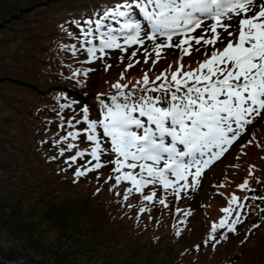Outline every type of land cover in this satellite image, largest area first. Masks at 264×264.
Instances as JSON below:
<instances>
[{
    "label": "snow or ice",
    "instance_id": "1",
    "mask_svg": "<svg viewBox=\"0 0 264 264\" xmlns=\"http://www.w3.org/2000/svg\"><path fill=\"white\" fill-rule=\"evenodd\" d=\"M137 12L142 19L134 18ZM237 17L236 24L225 23ZM109 21L111 23H106ZM84 23L87 27L81 28V32L84 42L92 44L86 49L91 61L102 59L97 52L106 54L107 49L126 52L133 45L144 48L147 41L153 44L154 63L159 61L165 48H179L182 61L184 55H191L193 41L205 49L208 45L213 47L210 54L205 50L204 55L208 58L198 61L197 69L181 75L185 67L181 62L171 74V82L162 74L156 79H163V82H153L154 86L150 87L145 73L142 83L137 81L135 91L128 89L125 92L127 85L114 84L117 93L110 97L111 104L101 101L102 118L90 120L89 109L84 107L83 120L77 121L87 126L83 134L92 143L87 155L96 161L92 167L77 170V177L104 167L101 156L112 153L116 157L110 161L115 165L116 185L124 181L131 185L126 190L125 201L133 190L143 194L148 185H160L165 192L171 189L177 197L187 189L195 191L204 172L221 159L248 126L264 113V0H125ZM113 23L118 27H113ZM76 26L80 27L79 23ZM218 28L223 32H218ZM229 28L234 30L229 31ZM198 29L202 31L193 35ZM223 33L235 39H228L227 44L218 49L215 45ZM68 35L76 38L71 32ZM175 37L180 39L174 42ZM93 40L99 41V47ZM71 48L75 55L76 45ZM136 51L131 53L132 57ZM144 54L147 63L150 55L147 49ZM121 60L123 62V58ZM132 67L134 65L129 63L128 68ZM88 71L92 69L83 75L86 76ZM80 74L76 71L73 76ZM61 107L71 108L72 105ZM68 123L75 127L71 121ZM61 127H64L63 123ZM80 135L79 131L68 132L62 140H76ZM74 147L75 144H68L69 150ZM60 155H64L63 149ZM85 155L84 151L78 152L69 161V166ZM137 168L138 172L135 171ZM239 188L254 191L247 181ZM155 198L156 191L143 195L145 201L152 202ZM246 199L235 194L231 196L228 207L221 209L225 217L212 225L213 234L225 227L229 232L236 231V226L243 223L242 213L250 207ZM251 199L264 200V196ZM158 203L168 207L166 197ZM140 211L150 209L141 208ZM185 215H191V212L185 211ZM209 239L215 240L216 236Z\"/></svg>",
    "mask_w": 264,
    "mask_h": 264
},
{
    "label": "rangeland",
    "instance_id": "2",
    "mask_svg": "<svg viewBox=\"0 0 264 264\" xmlns=\"http://www.w3.org/2000/svg\"><path fill=\"white\" fill-rule=\"evenodd\" d=\"M78 1L0 0L1 255L11 262L21 258L32 260L21 264H168L169 257L173 254L176 257L174 251L182 250L179 243L174 242L177 237L170 236L169 231L162 232L163 236L158 241L159 244H154V247L159 250L155 251L151 250L153 246H150L146 238H135L140 235L134 232L130 223H125L128 222L127 220H121L123 219L121 217L115 222L113 218L111 219L113 229L109 228L111 226H106L105 229H97L98 232L96 230L83 235L81 230L85 228L77 226L73 208L75 205H80L86 197L69 189H66V192L65 189H56L55 185L49 186L45 178L30 170L28 167L30 164L22 157V148L16 144L20 143L14 136L16 135V116L14 117L9 110L12 98L17 96L15 92L18 93L19 87L13 85L18 79L12 77H20L21 74L29 75L27 57L31 54L33 31L35 32L39 23L38 18L43 17L44 12L50 8ZM35 2L36 4L33 5ZM131 51L132 49H127L126 52L107 49L106 53L109 52L107 57L93 61L90 69L98 75L100 71L106 70V65L118 64L121 58L129 57ZM164 74L169 79V74ZM147 75L149 84L150 82L153 84L155 80L151 79L150 73ZM138 81H143V78ZM119 83L126 85L124 82ZM134 85H137V81ZM101 89H104V83ZM26 117V113H23L21 119L24 120ZM261 135L264 136V132H261ZM249 141L252 142V140ZM249 141H247L248 144H250ZM256 144L258 147H253V150L246 144L241 145L233 155L231 167L224 169L220 166L206 176L207 185L219 174L222 182H216L218 183L216 191L211 187L210 194H213L214 198H210L209 193H204V199L202 195L201 202L196 206L199 209V206L207 202V210L204 213L201 212L192 226L182 234L183 240L199 239L196 242L200 241L201 235L207 231L208 223L211 220L217 221L215 219L219 216L218 205L228 204L231 196L241 191L239 183H245L249 179L250 187L254 191L259 187L264 190V178L261 179L256 171L257 165L264 164V150L260 147V138H257ZM216 172L219 173L216 174ZM74 189L79 191L77 188ZM189 190H185L184 194ZM102 196H104L103 193L100 194V199ZM225 215L223 212L220 219ZM124 219H130V216L126 215ZM94 240L98 244H93ZM77 241H81V247H78L76 252L72 248H77ZM219 258L214 256V261ZM209 261L210 258L203 259V262L207 264H216L214 261Z\"/></svg>",
    "mask_w": 264,
    "mask_h": 264
},
{
    "label": "trees",
    "instance_id": "3",
    "mask_svg": "<svg viewBox=\"0 0 264 264\" xmlns=\"http://www.w3.org/2000/svg\"><path fill=\"white\" fill-rule=\"evenodd\" d=\"M122 2L125 0H79L76 3H65L63 6L46 10L44 16L38 18L40 20L37 26L34 21L36 28L35 32L33 31L31 54L27 57L29 75L10 76L18 79L16 83L11 81L19 89L18 93L14 91L17 96L12 98L9 111L16 116L14 136L16 141L20 142L16 144L23 150L22 157L30 164L28 166L30 170L45 178L49 186L55 185L56 189H65L66 192V189H69L86 197L80 205L73 208L77 226L85 228L81 230L83 235L99 228L105 229L106 226L113 229V222L121 217L123 218H120L121 220H127L125 223H130L134 232L140 235L135 238H146L150 246H153L151 248L153 251L159 250L154 244H159L162 232L169 231L170 236L177 237L174 242L179 243L182 250L174 251L176 257L174 254L169 257L168 264H207L203 259L210 258V261H214V256L220 257L214 261L216 264H264V211H261L264 209V200L252 199L247 204L253 208L245 210L243 223L237 225L235 232L227 231L224 235L218 233L215 240L208 237L204 239L205 232L201 235L200 241L196 242L199 239L188 241L183 240V231L177 234L176 230L171 229L169 217L162 215L160 210L153 208L138 217L137 206H130L129 199L124 200L126 193L119 189L121 186L113 187L115 176L110 165L112 160L107 155L104 160L105 166L97 169L98 175L77 177L75 172L79 168V161L69 166L70 155L76 152L77 147L69 150L68 144H75L76 141L69 138L67 142H63L62 138L72 131L68 122L73 116L77 118V107L62 108L61 105H68V98L79 91L80 87L73 73L80 68L78 65L80 59L71 54L69 45L72 39L68 33H75L77 23L84 24L85 20L103 14L105 10ZM138 71V68H133L128 75L135 76ZM121 72L119 68L113 69L99 82L94 76V80L88 85L89 89L84 87L91 99L90 102L99 106L100 103L91 94L98 88L100 90L102 83L104 88L110 86ZM23 113L27 115L24 120L21 119ZM62 123L64 127H61ZM83 137L79 136L80 139ZM61 149L64 150L62 156ZM117 192L120 195H117ZM101 193L104 194L102 199L99 197ZM251 195L264 196V190L259 187L252 191ZM126 215L130 216V219H124ZM256 225L259 227H255ZM96 239L99 242L97 237ZM78 241L77 248H72L76 252L78 247H81V241ZM93 244L98 243L94 240Z\"/></svg>",
    "mask_w": 264,
    "mask_h": 264
},
{
    "label": "water",
    "instance_id": "4",
    "mask_svg": "<svg viewBox=\"0 0 264 264\" xmlns=\"http://www.w3.org/2000/svg\"><path fill=\"white\" fill-rule=\"evenodd\" d=\"M29 261H32L31 259H28V258H23V259H20L19 261H16V262H7L4 257L1 255V252H0V262L2 264H21V263H25V262H29Z\"/></svg>",
    "mask_w": 264,
    "mask_h": 264
}]
</instances>
